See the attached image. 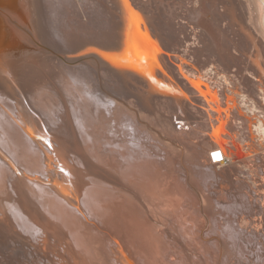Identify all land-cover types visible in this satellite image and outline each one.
I'll list each match as a JSON object with an SVG mask.
<instances>
[{"label":"bare ground","instance_id":"obj_1","mask_svg":"<svg viewBox=\"0 0 264 264\" xmlns=\"http://www.w3.org/2000/svg\"><path fill=\"white\" fill-rule=\"evenodd\" d=\"M0 264H264V0H0Z\"/></svg>","mask_w":264,"mask_h":264},{"label":"snow or ice","instance_id":"obj_2","mask_svg":"<svg viewBox=\"0 0 264 264\" xmlns=\"http://www.w3.org/2000/svg\"><path fill=\"white\" fill-rule=\"evenodd\" d=\"M215 158H219V154H214Z\"/></svg>","mask_w":264,"mask_h":264},{"label":"rangeland","instance_id":"obj_3","mask_svg":"<svg viewBox=\"0 0 264 264\" xmlns=\"http://www.w3.org/2000/svg\"><path fill=\"white\" fill-rule=\"evenodd\" d=\"M209 17H210V16H209ZM193 127H196V126L193 124ZM193 127H192V128H193ZM178 128H180V126H179ZM222 187H223V186H222ZM172 260H175V259H172Z\"/></svg>","mask_w":264,"mask_h":264}]
</instances>
